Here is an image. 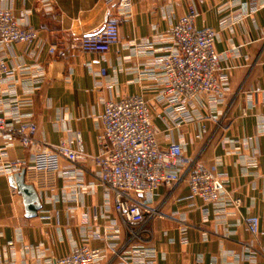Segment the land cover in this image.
I'll list each match as a JSON object with an SVG mask.
<instances>
[{"label": "crops", "instance_id": "1", "mask_svg": "<svg viewBox=\"0 0 264 264\" xmlns=\"http://www.w3.org/2000/svg\"><path fill=\"white\" fill-rule=\"evenodd\" d=\"M117 3L0 0V8L57 50L39 54L17 44L12 59L0 42V58L15 68L0 80V117L17 125L33 116L35 139L53 146L66 142L76 150L80 135L83 152L95 156L106 102L143 97L160 148L175 142L216 167L228 194L206 204L190 197L186 180L151 196L133 194L156 215L128 225L113 195L89 173L90 162L78 167L58 159L41 167L19 141L0 136V264H56L82 247L101 251L97 264H264V0H132L124 16ZM191 7L197 29L217 31L215 50L228 81L223 97L194 100L185 110L191 120L168 128L160 119L166 82L160 64L173 48L166 33ZM111 16L119 20L117 45L107 54L82 51L80 39ZM19 161L28 163L26 183L40 199L34 218L26 217L8 174V164ZM251 217L260 221V236L247 231Z\"/></svg>", "mask_w": 264, "mask_h": 264}, {"label": "built area", "instance_id": "2", "mask_svg": "<svg viewBox=\"0 0 264 264\" xmlns=\"http://www.w3.org/2000/svg\"><path fill=\"white\" fill-rule=\"evenodd\" d=\"M131 6L132 0H118L120 16H124ZM198 16L197 9L191 7L166 33L173 40V48L160 64L166 82L158 101L163 104L160 119L168 128L169 124L180 127L183 122L191 120L185 110L194 100L224 96L227 77L222 72L220 56L215 50L218 33L212 28L197 29ZM0 42L12 59L13 46L17 44L34 47L39 54L47 49L38 31L29 24L20 25L17 16L3 8H0ZM118 42L119 20L111 16L100 28L80 39V48L86 53L107 54ZM146 45L151 44L147 42ZM47 50L51 55L57 54L56 48ZM14 71L7 60L0 58V80ZM101 74L106 76L107 71L102 69ZM98 120L101 135L95 156L83 152L80 135L76 138V150L71 143L53 146L38 142L33 116L17 125H10L0 117V136L19 141L23 148L35 154L41 167H48L58 159L78 167L90 162L89 173L98 180L106 194L113 195L116 211L128 225L144 224L156 215L135 201L133 194L151 196L160 187H171L183 180L188 184L190 197L206 204L215 203L228 194L216 167H207L198 158L188 156L183 146L175 142L165 150L160 148L151 109L143 97L106 102ZM27 168L26 161L12 162L8 164V174L12 176ZM235 203L239 205L240 201ZM259 223L257 217L246 220L251 236L261 235ZM101 256L100 250L82 247L59 258L56 264H97Z\"/></svg>", "mask_w": 264, "mask_h": 264}, {"label": "water", "instance_id": "3", "mask_svg": "<svg viewBox=\"0 0 264 264\" xmlns=\"http://www.w3.org/2000/svg\"><path fill=\"white\" fill-rule=\"evenodd\" d=\"M26 171L22 170L11 176L10 180L17 188L18 193L23 197L27 218H34L41 209L39 196L35 188L26 183Z\"/></svg>", "mask_w": 264, "mask_h": 264}, {"label": "rangeland", "instance_id": "4", "mask_svg": "<svg viewBox=\"0 0 264 264\" xmlns=\"http://www.w3.org/2000/svg\"><path fill=\"white\" fill-rule=\"evenodd\" d=\"M218 35V34H217ZM221 65V64H220ZM224 74V73H223ZM225 75V74H224ZM227 77V75H225ZM227 81H228V77H227Z\"/></svg>", "mask_w": 264, "mask_h": 264}]
</instances>
